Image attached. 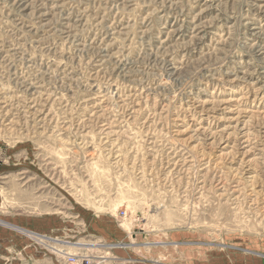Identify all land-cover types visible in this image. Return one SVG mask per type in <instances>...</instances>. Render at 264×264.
<instances>
[{
  "label": "rangeland",
  "instance_id": "374dc122",
  "mask_svg": "<svg viewBox=\"0 0 264 264\" xmlns=\"http://www.w3.org/2000/svg\"><path fill=\"white\" fill-rule=\"evenodd\" d=\"M16 235L57 264L93 243L263 259L264 0H0V239Z\"/></svg>",
  "mask_w": 264,
  "mask_h": 264
},
{
  "label": "crops",
  "instance_id": "0c3cea01",
  "mask_svg": "<svg viewBox=\"0 0 264 264\" xmlns=\"http://www.w3.org/2000/svg\"><path fill=\"white\" fill-rule=\"evenodd\" d=\"M13 229L18 231L27 230L29 227L25 226L24 221H17L13 225ZM30 229V228H29ZM14 235V234H12ZM91 244H88L90 247ZM94 247L92 248V246ZM87 249L90 254L100 253L99 248H96V244H92ZM68 249H72L67 246ZM74 249V248H73ZM93 250L95 252H93ZM106 252V250H105ZM110 252V251H109ZM86 253L87 255H90ZM104 253V250H103ZM112 258H110L104 264H163L158 259H150L149 248H145L140 251H111ZM57 264L54 256H45L41 251L33 246V243L16 235L12 239H0V264ZM177 264V263H176ZM180 264H264V258L261 257H238L237 259H229L225 256H220L215 259L209 256H201V258H195L193 261H183Z\"/></svg>",
  "mask_w": 264,
  "mask_h": 264
},
{
  "label": "built area",
  "instance_id": "2783aa9c",
  "mask_svg": "<svg viewBox=\"0 0 264 264\" xmlns=\"http://www.w3.org/2000/svg\"><path fill=\"white\" fill-rule=\"evenodd\" d=\"M63 255L65 256V264H104L106 263L109 258L108 256L102 254V255H86V254H69L63 252Z\"/></svg>",
  "mask_w": 264,
  "mask_h": 264
},
{
  "label": "bare ground",
  "instance_id": "6f19581e",
  "mask_svg": "<svg viewBox=\"0 0 264 264\" xmlns=\"http://www.w3.org/2000/svg\"><path fill=\"white\" fill-rule=\"evenodd\" d=\"M76 244H77V243H76ZM76 244H75V245H76ZM94 244H95V243H94ZM85 245H86V244H85ZM91 246H92V245H91Z\"/></svg>",
  "mask_w": 264,
  "mask_h": 264
}]
</instances>
